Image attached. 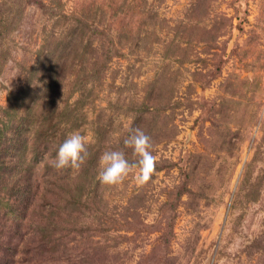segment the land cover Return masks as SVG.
Wrapping results in <instances>:
<instances>
[{"label": "rangeland", "instance_id": "rangeland-1", "mask_svg": "<svg viewBox=\"0 0 264 264\" xmlns=\"http://www.w3.org/2000/svg\"><path fill=\"white\" fill-rule=\"evenodd\" d=\"M0 264H264V0H0Z\"/></svg>", "mask_w": 264, "mask_h": 264}, {"label": "clouds", "instance_id": "clouds-1", "mask_svg": "<svg viewBox=\"0 0 264 264\" xmlns=\"http://www.w3.org/2000/svg\"><path fill=\"white\" fill-rule=\"evenodd\" d=\"M87 137L79 131L70 133L60 144L53 159V167L57 170L79 169L87 154ZM124 144L133 149L139 157L137 163L130 162L122 150H108L100 157V181L109 186H119L124 182L134 168H139L137 179L147 182L152 174L156 157L151 149V137L140 128H136L125 140Z\"/></svg>", "mask_w": 264, "mask_h": 264}, {"label": "trees", "instance_id": "trees-1", "mask_svg": "<svg viewBox=\"0 0 264 264\" xmlns=\"http://www.w3.org/2000/svg\"><path fill=\"white\" fill-rule=\"evenodd\" d=\"M45 120H47V119H45ZM42 136H43V134H42ZM49 136L53 137V135H47V134L45 133L44 141L42 140V137H37V139H38V143H39V144H49V142L47 141V139H48ZM46 141H47V142H46ZM55 149H56V151L52 154V156H53L52 159H54V157H55V155H56V153H57L58 148H55ZM55 149H54V150H55Z\"/></svg>", "mask_w": 264, "mask_h": 264}]
</instances>
